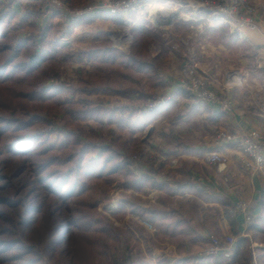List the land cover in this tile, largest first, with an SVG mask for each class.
<instances>
[{
	"label": "trees",
	"instance_id": "obj_1",
	"mask_svg": "<svg viewBox=\"0 0 264 264\" xmlns=\"http://www.w3.org/2000/svg\"><path fill=\"white\" fill-rule=\"evenodd\" d=\"M21 1L27 4L18 14L13 6ZM43 2L47 7L44 0L0 1V264H115L110 260V251L121 244V236L126 238V233L96 218L99 202L106 200L115 176L126 169L131 176L121 162L127 152L104 147L94 156L92 148L73 135H67L59 146H49L37 132L46 122L42 111L59 110L65 105L60 98L64 91L142 98L145 94L136 86L143 87L146 79L140 76L146 74L147 80L153 81V73L148 72L151 67L146 62H138L134 74L116 77L100 66L97 75L83 86L53 81L41 86L42 68L64 45L60 40H51L52 26L42 29L35 21L37 14H42L39 8ZM101 17L111 16L83 17L62 31L61 15L53 13L49 18L56 26L55 35L66 39L75 27ZM17 25L31 37L13 45L5 27ZM146 55L147 50H143L141 56ZM81 56L96 63L120 61L127 68L132 65V60L108 41ZM92 110L90 104L88 108L76 105L66 115L87 118ZM136 189L140 190L141 185ZM117 213L124 215L125 209L120 207ZM147 219L157 224L161 214L152 211ZM182 225L176 222L167 226L163 237L170 235V240L177 242L180 237L174 232ZM246 243L237 239L230 264H252V255L245 257ZM200 262L207 260L202 258Z\"/></svg>",
	"mask_w": 264,
	"mask_h": 264
},
{
	"label": "crops",
	"instance_id": "obj_2",
	"mask_svg": "<svg viewBox=\"0 0 264 264\" xmlns=\"http://www.w3.org/2000/svg\"><path fill=\"white\" fill-rule=\"evenodd\" d=\"M171 1L177 4L187 2ZM252 2L257 8L258 29L241 30L236 35L257 51L258 71L264 75V0ZM147 7L146 4L144 9L139 8V11L131 13L126 19L120 17L95 19L83 26L86 28L85 33L94 34L91 36L93 40H88L87 46L103 42L106 36L121 34L120 29L125 26L131 27L133 30L131 39L135 38L133 51L136 55L135 61L141 59L139 62L144 60L143 62L148 63L151 67L148 72L153 73L154 79L149 81L148 75H139L145 78L146 82L142 84L143 87L136 86V89L146 96L153 93L167 95L168 98L166 104L159 106L152 113L142 115L137 113L139 109L136 105L139 106L141 100L146 97H129L132 120L143 123L141 125L145 129L141 130L147 131V144L139 145L135 143V137L131 138L132 150L136 153L141 152L145 157L161 155L163 158V164L157 172H154L145 161L137 162L130 169L134 178L130 189L141 185L139 192H142L141 197L144 201L140 210L131 206L129 216L132 220H137L147 219L152 211L160 213L161 221L157 224L152 223L160 228V234L165 233L167 226L182 222L183 225L174 232L175 236L180 237L177 242L182 254L201 253L207 239L218 233L222 236H235L236 240H246V250L258 253L257 262L263 264L264 170L258 175L247 171L240 163L243 155L238 147L235 144H224L219 136L222 133L242 136L258 131L264 141V97L261 105L252 99L243 102L237 99L233 101L234 94L242 91L230 89L226 84L219 93L231 101L232 112H223L221 107L215 104L197 102L182 87L185 69L188 66L185 65L186 54L179 55L181 50L175 52L177 44H184L185 39L180 37L179 40V37H174L175 24L171 25V21L165 23L167 24L165 28L150 24L146 20V14L149 16V9L153 10L154 6ZM193 12L195 18L191 22L192 25H195L199 34L206 30L209 38L216 36L218 31L226 30L230 25L223 24V21L214 16L209 20L207 16L209 13L201 10L199 6H196ZM142 17L145 19L141 20ZM175 17V11L167 15L168 20ZM46 20L43 23L37 21V24L42 27ZM121 37L122 35L118 40ZM68 42L77 49L80 47L78 45H83L82 43H86L87 40L74 42L72 39ZM168 42L176 44L173 43L174 45L168 48L166 44ZM164 45L167 46L166 50H163ZM138 48L139 50H136ZM143 50H147V57L141 56ZM125 69L128 74H134L132 65ZM244 94L250 95L248 90ZM119 103L117 110L126 108L123 102ZM211 152L225 155L229 159V164L226 167L207 164L205 159ZM243 203L251 209L256 221L254 225H247L242 214L231 215L232 209ZM116 206L124 208L126 203L121 200ZM171 232V229L168 230V233ZM166 238L170 239V235Z\"/></svg>",
	"mask_w": 264,
	"mask_h": 264
},
{
	"label": "rangeland",
	"instance_id": "obj_3",
	"mask_svg": "<svg viewBox=\"0 0 264 264\" xmlns=\"http://www.w3.org/2000/svg\"><path fill=\"white\" fill-rule=\"evenodd\" d=\"M0 1L1 3L7 2V0ZM44 1L47 4V7L43 2V7L41 6L39 8L40 11H42V14H37L35 18L36 22L43 23L53 13H59L63 20V25L61 26L62 31L65 30L70 23L86 17L83 16L77 18L72 14L66 16L64 12H60L50 4L48 5L46 0ZM64 1L72 7V10L75 9L80 11L86 7L95 6L97 4H107L111 0ZM209 1L222 2L227 0H187V2H182V4H177L171 0H142L140 5L133 11L120 18L126 19L131 13L139 11V8L144 9L146 4L148 7L149 5L154 6L153 10L149 9L150 15L148 16L146 14V20H148L150 24H154L157 27L159 26V28H165L167 25L165 23L171 21V25L175 24L173 29V32L175 31L174 37H179V40L180 37L185 39L184 44H177L178 46H176L177 49L175 51L179 52L181 50L179 55L186 54V64H184L188 66L185 70L189 69L194 71L195 74L199 75L207 82L212 91L219 95H221L219 92H221L223 87L227 84L230 86V89L234 88L233 90L239 89L242 91L234 94L235 98H232L233 101L234 99H237L239 102H243L252 99L261 105L264 97V75L258 71L259 65L257 63V51L254 50L251 45H248L247 42L238 38L236 35L238 31L233 29L234 26L232 24L228 25L229 27L226 30L218 31L220 34L217 33L216 36L209 38L206 34V30L199 34L197 33L195 25H192L191 23L195 18L193 10L196 6H199L201 10L209 13L207 15L209 20H211L213 16L215 17L213 11H210L209 8L206 7V3ZM249 1L255 9V12H257L255 4L252 0ZM26 2L27 1H21L20 4H15L13 6L15 12L18 14L22 12L27 4ZM173 11H175L176 17L168 20L167 15ZM101 19L103 18L101 17ZM144 19L145 17L141 18V20ZM229 23L227 22L223 24L227 25ZM49 26H52L54 29L52 31L51 40H60L64 45L58 48L53 59L42 68V71L40 72L41 86L52 81L54 84L62 82L67 83L68 86L77 87V84L79 83V86H83L91 77L97 75V68L101 67L104 70L109 71L112 77L128 74L125 69L126 65H121L119 63L120 61L118 64H114L112 61L107 63H96L93 61H87L81 56L93 46L105 41L110 42L111 47L118 50L125 58H132V68H135L137 63L141 61V59H136L135 61L136 55L133 53L135 38L131 39L133 36V30L131 27L125 26L120 29L121 34H118L117 36H113L112 34L109 36L110 38L106 36L103 42L87 46L88 40L92 41L93 39L91 36H94V34L84 32L86 28L83 26L86 25H79L75 27L74 30L72 29L71 36L66 39H61L62 35H55L56 26L50 18L46 20L41 28L43 29ZM190 26H193V28ZM5 30L8 33L9 42L13 45L30 36L29 33H26L25 28L20 25L5 27ZM94 32L96 33V31ZM177 32L179 34H177ZM120 35H122V37L118 40ZM208 38L210 40H208ZM72 39L74 42H83L84 40H87V42L82 43L83 45H78L80 47L76 49L68 42ZM173 43L168 42L166 44L169 48V46L172 47L176 44ZM160 45H162V43ZM165 48H167L166 45H164L163 50H166ZM136 50H139V48ZM167 51L169 52V50ZM170 51L172 50L170 49ZM130 55L132 57H130ZM123 62L127 63V60L123 59ZM208 76H210V78ZM247 90L250 95L244 94ZM118 97L120 96L114 94L88 95L85 93H78L73 95L68 91H64L60 98L65 105L59 110L52 109L47 112L42 111V116L46 119V122L41 124L37 133L44 136V139L49 146H59L67 135H73L78 138L81 143L89 145L92 148L94 156H97L100 150L104 147H110L119 153L127 152L126 156L121 157V162L128 167L129 170L134 167L137 162L145 161L154 172H157L163 164V158L161 155H149L145 157L141 152L136 153L135 150L131 153L128 152L129 149L132 150L133 148L131 146V138L135 137V143H138L139 145L147 144V131L141 130L143 128L141 124L143 123H137L136 120H132L131 106L129 105L131 100H129V98L126 100H119ZM145 97L146 98L141 100L139 106L136 105L139 109V111L137 110V113L142 115L153 112L145 110L150 102L168 99L167 95L162 96L153 93H149L147 96L145 95ZM119 102H123L126 107L125 110L128 112L124 111V108L117 110V107L120 104ZM89 104L92 106L93 110L87 118H76L71 115H66L67 110L70 107L80 105L88 108ZM62 170L65 169L62 167ZM133 180L134 178L130 176L127 169L116 175L114 182L110 187V191L107 194L106 200L100 201L98 205V215L96 219H99L103 225L109 224L114 230L126 233V238L121 236V244L111 249L110 260L114 261L115 264H129L127 263V260H129V262L131 261L133 264H175L176 262H181L183 264H192L193 262L194 264H227L218 259L219 257H215V259H217L214 260L212 258L214 256L207 253L210 248V239H207L204 246H202L201 253H198L197 255H193V253L185 255L181 253L182 251L179 248V242H172L169 238L163 237L164 234H160L161 230L156 225L151 223L154 226V229H156L155 232L147 229L145 225V223L148 222L147 219L138 218L137 220H132L129 216L131 206H133V208L138 207L140 210L143 206L141 203L144 201L141 197L142 192H139V189H130ZM121 200L123 203H126V207H124V215L117 213L120 208L117 207L116 204L120 203ZM148 210L150 211V209ZM233 210L234 209H232V211ZM255 223L256 221L253 220L252 225ZM213 237L225 241L226 237L231 236H222L221 234L215 233ZM232 238L235 242L237 241L235 236ZM177 240L180 239L178 238ZM244 252L245 257L252 255V264H260L257 262L258 253H254L249 249ZM202 258L206 259L207 262H200V259ZM262 262L264 263V260Z\"/></svg>",
	"mask_w": 264,
	"mask_h": 264
},
{
	"label": "built area",
	"instance_id": "obj_4",
	"mask_svg": "<svg viewBox=\"0 0 264 264\" xmlns=\"http://www.w3.org/2000/svg\"><path fill=\"white\" fill-rule=\"evenodd\" d=\"M60 12H64L66 16L72 14L75 17H90L94 15H107L111 17H123L133 11L140 5L142 0H111L107 4H97L95 6L86 7L83 10H72L64 0H46ZM206 7L213 11L215 17L223 23H229L234 26L237 31L241 30H257V15L255 9L249 0H227L222 2L209 1ZM73 18V17H72ZM182 81V87L193 98L202 104H215L221 107L223 112L230 113L233 105L230 100L215 93L210 89L207 82L194 71L187 69ZM167 100H155L148 104L145 110L154 111L160 105L166 104ZM224 144H235L243 155L241 165L253 175L261 174L264 170V141L260 132L252 131L242 136L222 133L219 136ZM206 163L212 166L226 167L229 159L219 152H211L206 156ZM238 214L244 215L247 225H252L254 216L247 204H239L232 211V216ZM147 229L156 231L151 223H145ZM235 240L232 237H226L225 241L217 238H210V248L208 254L219 257L227 264L232 262L235 250Z\"/></svg>",
	"mask_w": 264,
	"mask_h": 264
}]
</instances>
